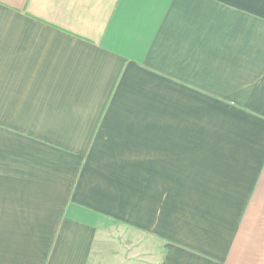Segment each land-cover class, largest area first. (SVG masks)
<instances>
[{"label": "crops", "instance_id": "0c3cea01", "mask_svg": "<svg viewBox=\"0 0 264 264\" xmlns=\"http://www.w3.org/2000/svg\"><path fill=\"white\" fill-rule=\"evenodd\" d=\"M0 264H264V0H0Z\"/></svg>", "mask_w": 264, "mask_h": 264}]
</instances>
